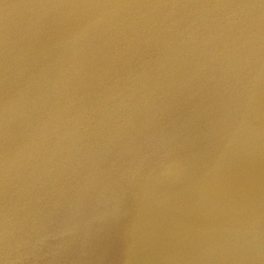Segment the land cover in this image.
Wrapping results in <instances>:
<instances>
[{"label":"water","instance_id":"1","mask_svg":"<svg viewBox=\"0 0 264 264\" xmlns=\"http://www.w3.org/2000/svg\"><path fill=\"white\" fill-rule=\"evenodd\" d=\"M0 264H264V0H0Z\"/></svg>","mask_w":264,"mask_h":264}]
</instances>
